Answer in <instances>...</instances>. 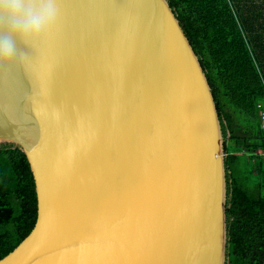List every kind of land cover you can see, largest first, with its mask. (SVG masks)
Returning a JSON list of instances; mask_svg holds the SVG:
<instances>
[{
	"label": "water",
	"instance_id": "95a60500",
	"mask_svg": "<svg viewBox=\"0 0 264 264\" xmlns=\"http://www.w3.org/2000/svg\"><path fill=\"white\" fill-rule=\"evenodd\" d=\"M26 67L0 66V144L37 216L0 264H226L224 136L168 0H59Z\"/></svg>",
	"mask_w": 264,
	"mask_h": 264
},
{
	"label": "trees",
	"instance_id": "16d2710c",
	"mask_svg": "<svg viewBox=\"0 0 264 264\" xmlns=\"http://www.w3.org/2000/svg\"><path fill=\"white\" fill-rule=\"evenodd\" d=\"M168 2L205 71L224 136L226 264H264V129L257 108L264 107V0ZM36 216L26 156L0 144V258Z\"/></svg>",
	"mask_w": 264,
	"mask_h": 264
},
{
	"label": "clouds",
	"instance_id": "9594fccd",
	"mask_svg": "<svg viewBox=\"0 0 264 264\" xmlns=\"http://www.w3.org/2000/svg\"><path fill=\"white\" fill-rule=\"evenodd\" d=\"M59 0H0V66L26 67L30 56L18 50L17 39L35 47L59 28Z\"/></svg>",
	"mask_w": 264,
	"mask_h": 264
},
{
	"label": "built area",
	"instance_id": "2783aa9c",
	"mask_svg": "<svg viewBox=\"0 0 264 264\" xmlns=\"http://www.w3.org/2000/svg\"><path fill=\"white\" fill-rule=\"evenodd\" d=\"M257 108H258V115H259V122H260V127L264 129V107L262 103H257Z\"/></svg>",
	"mask_w": 264,
	"mask_h": 264
},
{
	"label": "rangeland",
	"instance_id": "374dc122",
	"mask_svg": "<svg viewBox=\"0 0 264 264\" xmlns=\"http://www.w3.org/2000/svg\"><path fill=\"white\" fill-rule=\"evenodd\" d=\"M248 123H250V122L248 121ZM243 125L246 126V124H243ZM263 162H264V159H263ZM250 164H251V165H252V164H255V162L252 161Z\"/></svg>",
	"mask_w": 264,
	"mask_h": 264
}]
</instances>
